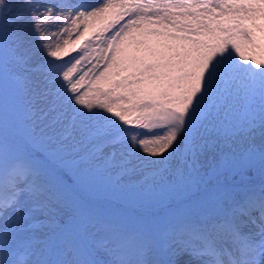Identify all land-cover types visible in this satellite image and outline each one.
<instances>
[{"label":"snow or ice","instance_id":"1","mask_svg":"<svg viewBox=\"0 0 264 264\" xmlns=\"http://www.w3.org/2000/svg\"><path fill=\"white\" fill-rule=\"evenodd\" d=\"M0 264H264V0H0Z\"/></svg>","mask_w":264,"mask_h":264},{"label":"rangeland","instance_id":"2","mask_svg":"<svg viewBox=\"0 0 264 264\" xmlns=\"http://www.w3.org/2000/svg\"><path fill=\"white\" fill-rule=\"evenodd\" d=\"M75 54H76L75 52L71 53V55H75ZM65 59H68V58L65 57ZM86 67H87V66H85V70H86Z\"/></svg>","mask_w":264,"mask_h":264},{"label":"bare ground","instance_id":"3","mask_svg":"<svg viewBox=\"0 0 264 264\" xmlns=\"http://www.w3.org/2000/svg\"><path fill=\"white\" fill-rule=\"evenodd\" d=\"M92 1H93V0H92ZM92 1H91V2H92Z\"/></svg>","mask_w":264,"mask_h":264}]
</instances>
